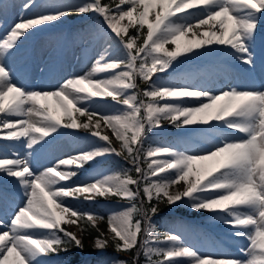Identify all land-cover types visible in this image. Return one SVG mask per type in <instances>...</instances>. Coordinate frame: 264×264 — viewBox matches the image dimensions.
Here are the masks:
<instances>
[{
	"label": "snow or ice",
	"instance_id": "obj_1",
	"mask_svg": "<svg viewBox=\"0 0 264 264\" xmlns=\"http://www.w3.org/2000/svg\"><path fill=\"white\" fill-rule=\"evenodd\" d=\"M153 5L155 22L147 23L142 43H137L142 36L140 29L135 36L122 35L137 20L134 12L143 27ZM34 6V0H30L23 9L27 12ZM48 6L52 10L46 13L28 18L21 15L0 38V140L20 142L23 138L30 156L35 145L60 128H83L105 146L60 159L39 174L31 169L28 156L0 155V173L14 178L24 198L23 206L9 224L0 221V228L6 229L0 232V264H6L9 256L14 264H52L43 258L68 252L72 247L82 250V240L62 225H76L83 234L88 226L95 227L104 217L68 207L63 201L82 198L95 202L97 197L123 199L131 207L108 216L111 239L101 233L94 242L96 250L111 245L117 252H129L139 246L147 264H264V88L211 91L185 83L154 81V77L159 79L156 74L166 72L177 58L192 59L214 47L230 49L240 63L251 68L254 65L251 42L258 26L257 17L264 12V0H119L115 7L102 0H88L80 5ZM90 13L102 18L110 30L108 38L115 40L124 58L101 55L91 72L70 77L54 90H27L12 82L11 70L4 61L14 54L23 39L70 14ZM193 16L195 20L186 22ZM125 18L129 25L121 27ZM200 25H209V30L199 38L193 33L192 39L186 40L181 48L178 41ZM168 43L175 45L173 50L165 47ZM109 72L113 74L107 78H93ZM137 77L147 84L142 93L135 91ZM190 78V74H185L181 79ZM98 96L111 97L123 111L104 115L79 106L92 103V98ZM189 100L196 101V105L188 106ZM74 113L86 114L89 121L97 116L96 124L91 126L97 129L102 120L120 142V151L112 147L107 135L91 131L88 122L78 123ZM33 116L38 119H31ZM65 118L67 123L62 122ZM162 121L178 129L197 124L214 130L228 129L240 137L223 139L214 150L203 154H188L171 146L145 150L147 133L160 127ZM141 154L147 167H141ZM108 155L130 160L135 177L127 169L99 173L86 182L69 186L79 169ZM203 161H212V166L201 174L197 164ZM61 166L74 169L61 170ZM181 181L184 190L171 192L170 188ZM138 199L146 201V206L137 208ZM178 202L187 203L195 211L223 213L224 223L233 229V235L247 241L241 249L247 259L202 256L174 233L161 238L151 218L160 210L159 204L172 206ZM138 213H142V220L134 219ZM34 231L46 235L34 236ZM141 235L145 238L141 239ZM153 256L160 259L153 260ZM117 264L127 262L119 260Z\"/></svg>",
	"mask_w": 264,
	"mask_h": 264
},
{
	"label": "rangeland",
	"instance_id": "obj_2",
	"mask_svg": "<svg viewBox=\"0 0 264 264\" xmlns=\"http://www.w3.org/2000/svg\"><path fill=\"white\" fill-rule=\"evenodd\" d=\"M86 2H88V0H61L60 5H80ZM123 7L125 8V10H127L128 6L124 5ZM139 10L142 11L143 9L141 8ZM149 13H150L149 15L152 16V19L156 16L155 5H153V11H150ZM133 15L134 17L137 18V20H134L132 25L128 27L127 33L126 34L122 33V35H125L127 38L129 34V30H131L132 27L138 28L140 29L142 36L141 39L137 41V43H142V37L147 33V23H151V21H149V18L147 17L146 23L144 24L143 27H141V25L138 23V14L134 12ZM20 17L21 16L19 15L14 22H17ZM63 19L66 20L67 23H69V25H71L67 30L68 39L70 42L67 50L68 53L71 54L75 49L76 51L84 52L87 49V46L85 45L84 47L83 45L85 40H87L88 42H92L91 40L93 36L94 35L96 36L97 33L99 34L103 33L107 35V33L109 32V29L102 20V18L94 13H90L87 15L70 14L64 17ZM195 19L196 17L193 16L186 22L190 23ZM181 22H183V20H181ZM211 23L213 22H210V24ZM125 25H129V20L127 18H125V20L120 22L121 27ZM263 25H264V21L260 20V23L255 30V36L260 40L264 36L262 33ZM11 27H8L7 30L3 33V35L0 36V38H2L6 34V32L11 29ZM207 28H209V25H200L198 27H193L192 31H190L189 33L193 35V30L195 32L198 31L204 32L205 30H207ZM135 35L136 34L129 36H135ZM30 39H32L31 35H28L25 38L26 41ZM109 40L113 41V43L116 46V50L114 51L115 53L114 58H124V53L122 49L116 44L115 40L113 39H109ZM165 47L169 51H171L174 49L175 45L168 43L167 45H165ZM43 50L45 51L46 56L49 55L50 52H52V49L49 47H43ZM15 51H17V49ZM223 51H226L221 56L222 60H224L223 66H218L216 68L210 66L209 64H204V65L206 67L208 66L213 68L212 70H214L217 73L224 72L223 70L225 67L226 68L235 67L239 69L245 77L247 76L249 77L248 70L245 69V67H243V64L240 63L239 60H237L231 54V50L227 49ZM23 53L25 54L26 52L23 51ZM21 56L22 55L19 54V56L16 58L13 55H11L13 64L8 67V69L11 70V73L16 71V69L20 68V65H15V64L17 63V61L21 60ZM193 58L196 59V57ZM92 60H93L92 62H95L97 60V57L93 56ZM55 61H56V56L55 54L52 53V60L49 64H52ZM20 64H22V62ZM120 70L122 69H117L116 71H120ZM112 74L113 73L111 72V74H109L108 76ZM23 75H25V72H23ZM156 75L158 76L160 75V73ZM136 80L144 84V88L141 89L140 85H138L136 81L137 89L135 91H137L138 93H142V91L147 87V84L144 81H142L139 77H137ZM156 80L157 79L154 77L155 82ZM158 80H162V79L159 78ZM94 98L95 100H93V103H91L92 109L99 104H104L115 107L114 109L115 114H117L120 111H123L122 106L114 102L111 99V97L98 96ZM89 109L91 108H88L87 110ZM33 118L34 116L31 119ZM74 118H76L78 123L81 124L84 122H88L89 124L93 125L96 124L97 122L96 118L91 119L89 121L88 116L86 114L82 116L80 115V113H74ZM62 122L67 123L68 122L67 118H65ZM167 124L168 121H162L160 128L162 129L164 134L171 136L168 138L169 142H167L168 140L166 141L156 140L155 137H153L151 134V132H153L152 130L147 133L146 139L144 140L143 147L145 150L148 149L149 147H155V146L173 147L172 144L176 141L173 136L176 134L178 128L174 126L168 127ZM66 130H68L66 137H60L59 140L56 141V143L51 144L53 142H50L49 138L55 139L57 136H60L61 132L60 130H58L57 132L53 133L51 136H49L47 139L43 141L42 147H38L35 153L36 154L35 158L32 161H30L31 169L34 172H36V168L38 171L42 172L44 171L45 168L55 165L58 160L66 157L74 156L79 151L82 150L87 151L92 148L105 146V143L103 141L98 140L96 137H92L89 134V131H85V129L83 128H80L78 130H71V129H66ZM91 131H95V129L91 128ZM96 131L101 133V135H107L111 141L112 147H114L117 151H120V142L116 140L115 136L112 135L110 127L105 125L103 121L100 122V127ZM211 134L213 133L211 132ZM237 138L239 137H235L234 139ZM9 143L11 145L16 144V146H18L17 143H13V141L10 142L7 141L5 143L0 140V151L2 150L6 151L7 149H9ZM141 155H142L141 165L142 167H147V165L143 162V154ZM126 160L128 159H125V156L108 155V156L99 157L95 161L79 169L77 171V175L73 177L71 181H69V186H71L72 184L86 182L88 179L92 178L94 175H97L99 173L109 174L112 172H123L124 171L123 164L124 162H126ZM68 167H72L74 169V166H61V170H66V168ZM13 179L14 178L6 177L2 173H0V213H2L6 217H8V214L14 217L15 212L18 211L19 207L23 206L24 204V198L19 189V186L13 181ZM181 183L179 182L177 185H173L170 188V191L175 192L178 190L180 191L184 190L185 184L183 183V181ZM83 202H88V201H83L82 198L80 200L66 199L65 201H63V203L66 204L68 207L75 208L78 210L81 208V204ZM88 203L89 204L96 203V205L101 208L103 213H105L107 218L111 213L120 212L131 207V203L126 200L123 199L112 200L111 198L108 197H104V198L97 197L95 199V202H88ZM159 206L164 207L165 209L164 214L166 215L165 216L166 218L161 223H159V225L156 223L155 219L153 218H151V222L153 225H155L157 234L160 235L161 238L163 237L164 234L174 233L180 236L184 245L193 247L202 256H213L210 254V251L208 250L216 248L217 250L221 249L222 251L225 252L227 251L225 256H221V257L216 256V258H235L240 260L247 259V257L241 251V249L246 247L247 241H245L242 244L232 242L231 239L236 237L233 235V229L224 223L226 216L223 213L222 215L215 213L213 218L207 219L208 216L212 214L211 212L195 211L187 203L184 202H178L177 204L172 206H166L165 204L161 203L159 204ZM99 222L100 221L96 222V227L100 229L101 233L104 234V237L111 239L112 233L109 230L107 219L103 226L104 228L101 227ZM62 226L67 228L66 230L68 231L69 229H73L72 232L74 233L75 225L64 224ZM184 230H186L187 235ZM32 235L43 236L46 235V233H43L41 231H34L32 232ZM96 238H94V241L91 244L90 249L92 251H84L81 250L80 248H78L79 250L78 249L74 250V251H78L79 255L81 256V262L79 264H92L91 259L93 258L98 259L101 262V264H117V261L121 260L119 252H117L114 249V247L111 245H109V247L105 248L102 251L96 250L94 247V242ZM159 246L167 247L168 245H159ZM71 250L72 249H69L68 252H70ZM68 252H61L59 255H49L47 257H44L43 259L51 261L52 264H62L61 258L63 255L68 254ZM152 259L158 260L160 259V257L153 256ZM6 264H14L13 257L10 259L9 256V259L6 262Z\"/></svg>",
	"mask_w": 264,
	"mask_h": 264
},
{
	"label": "bare ground",
	"instance_id": "obj_3",
	"mask_svg": "<svg viewBox=\"0 0 264 264\" xmlns=\"http://www.w3.org/2000/svg\"><path fill=\"white\" fill-rule=\"evenodd\" d=\"M26 2H30V0H0V36L3 35L8 27H11L16 23L14 21L19 15H24L25 18H28L30 16L51 11L52 8L48 6L49 4H61V0H34L35 6L32 7L30 11L26 12L23 9V5ZM148 18L151 23L155 22V17L152 19V16L148 15ZM257 19L258 25L260 20L264 21V12L260 13ZM70 26L71 25H69V23L62 18L60 21L55 22L50 26L43 27L39 31H33L30 34L32 39L28 41L23 39L22 42L19 43L20 45L17 47V51L12 54L16 58L19 54L22 55L21 60L17 61L15 64L20 65V68L16 69V71L12 73V82L27 90H54L58 88L64 80L70 77L84 76L86 73L91 72L96 62H92L93 56H96L97 59H99L101 55L114 58L116 46L113 41H110L108 36L103 33H97L96 36L94 35L91 40L92 42L85 40L83 45L84 47L86 45L87 49L84 52L76 51L75 49L72 54L68 53L67 48L70 42L67 30ZM208 30L209 28L205 31ZM215 30H218V25ZM193 33H195L199 38L200 34L203 32H195L193 30ZM262 33L264 35V25ZM192 37L193 35L188 32L185 38H181V40L178 41V44L181 48H183L186 40H191ZM43 47L51 48L52 52L46 56ZM23 51L26 53L24 54ZM52 53L55 54L56 61L49 64L52 60ZM213 54H217L215 56L218 58L219 55L223 54V51L217 50L214 47L211 51H204L203 54L197 56L196 59H185L184 57H179L173 62L171 67L166 72L158 75L162 80H156V82L185 83L188 87L199 86L211 91L230 87H236L241 90L259 87L264 88V36L260 40L254 35V39L251 42V54L254 59V65L250 68L249 66L243 64V67L248 70L249 76L252 75V77L256 79L257 83L251 82V80L245 77L243 73L235 67H225L223 70L224 72L218 73L208 67H201L204 63H207V59H204L203 57ZM21 62L22 64H20ZM4 63L7 67L13 64L11 55L5 59ZM23 72H25V75H23ZM109 74H111V72L97 74L93 78L102 79L108 77ZM185 74H190L191 78L187 80L181 79L185 76ZM92 100H95V98L93 97ZM161 103H163V101H161ZM196 103L197 102L194 100L187 101L188 106H195ZM79 106L87 109L91 108L88 111H97L104 115H115V107L111 105L99 104L93 109L91 107V103H82ZM95 118L98 120L97 116H93L92 119ZM35 119L38 118L34 116L33 120ZM100 122H102V120H100L99 123ZM91 126L92 125L90 124V128L95 129V131L97 130V128ZM167 126L171 127L172 125L168 122ZM59 130L61 132L60 136H57L55 139L49 138L50 142H53L51 144L56 143L60 137H66L68 130L65 128H60ZM211 132L213 134H211ZM151 134L158 141H166L169 137H171L164 134L160 127L154 128ZM173 137L176 141L172 145L177 150L186 151L188 154H203L206 151L214 150V148L220 144L223 139L233 140L235 137H240V134L232 132L228 129L214 130L210 129L208 125L197 124L188 126L187 128L178 129ZM1 141L5 143L7 142L6 140ZM43 141L34 146L30 156L28 150L24 147L23 138L20 142H13L17 143L18 146H16V144L11 145L9 143V149L6 151H0V155H7L9 158H15V154H19L21 157L28 156L30 161H32L36 156L35 153L38 147H42ZM167 142H169V140ZM211 166L212 161L198 162L197 169L201 172V174H203ZM35 173L39 174L40 171L36 168ZM189 179L192 180L194 177H189ZM217 214L222 215V213ZM214 215L215 213L210 214L207 219L213 218ZM12 218L13 217L10 216V214L6 217L0 213V221H3L5 225L9 224ZM4 230L6 229L0 228V232H3ZM184 231L186 233V230ZM231 240L232 242L241 244L246 241L237 237ZM208 251H210V254L214 257L225 256L227 252L222 251L221 249L217 250L216 248ZM11 258L12 256H10V259Z\"/></svg>",
	"mask_w": 264,
	"mask_h": 264
},
{
	"label": "trees",
	"instance_id": "obj_4",
	"mask_svg": "<svg viewBox=\"0 0 264 264\" xmlns=\"http://www.w3.org/2000/svg\"><path fill=\"white\" fill-rule=\"evenodd\" d=\"M102 3L108 4V5H114L116 3V0H102ZM136 30H137V28H133L130 31V33L136 34ZM139 85H140L141 89L144 88L143 83L139 84ZM141 167H142V165H141ZM123 168H124V170L131 169L130 174L133 175V177H135L134 168H132V164L129 160H126V162H124ZM133 187H134L133 190L135 191L136 190L135 186H133ZM108 198H111L112 200L118 199L115 197H108ZM135 203L137 205V208H142V207L146 206V201H143L142 199H138L137 201H135ZM153 203H155V201H153ZM159 209L160 210L158 211V213L155 216H152V218L155 219V221L158 225H159V223H161L166 218L165 217L166 215L164 214V212H165L164 207L159 206ZM79 210L82 212H92L98 216L104 217V219L102 221H100V223H99L101 225V227L104 226L105 221L107 219V216L105 215V213H103L101 208L99 206H97L95 203L89 204L88 202H83L81 204V208ZM134 219H141L142 220L143 219L142 213L136 214L134 216ZM69 231L72 232L73 229H69ZM74 233H76L78 235V238H80L82 240V243H83V249L82 250L92 251L90 249L91 244L94 241L95 237L100 236L101 231L98 227H96V225H95V227L88 226L87 231L84 232L83 234H81L79 227L75 225L74 226ZM143 238H144L143 235H141V239H143ZM75 249H78V248L72 247V250H71L72 252H70L69 254H66L65 256L64 255L62 256L61 261L64 262L63 264H70V263L76 262L80 259L79 254L76 251H74ZM119 254H120V259L126 261L127 264H133L134 261H135V264H147L145 256L143 255L142 251L139 250V246H137L136 249H133L129 252H119ZM91 261H92V264H101V262L97 259H92Z\"/></svg>",
	"mask_w": 264,
	"mask_h": 264
}]
</instances>
